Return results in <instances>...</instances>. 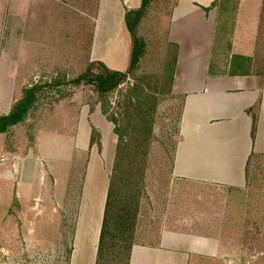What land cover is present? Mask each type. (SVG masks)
Returning <instances> with one entry per match:
<instances>
[{
    "label": "crops",
    "instance_id": "0c3cea01",
    "mask_svg": "<svg viewBox=\"0 0 264 264\" xmlns=\"http://www.w3.org/2000/svg\"><path fill=\"white\" fill-rule=\"evenodd\" d=\"M140 4L0 0V96L8 97L5 104L0 101V116L27 89L42 86L24 120L0 133V244L7 258L20 240L33 247L51 233L52 224L70 222L65 263L98 264L116 150L107 153L104 146L101 158L94 151L100 111L80 101L78 92L52 106L39 96L49 81L76 79L91 64L125 72L132 54L125 13ZM112 5L118 33L110 34L107 25L101 37L100 13H110ZM165 29L164 47L172 50L168 94L180 103L177 140L167 182L148 200L139 197L126 264H228L236 250L228 243L234 228L224 225L228 206L209 202L208 192L246 187L253 160L264 157V0H174ZM58 139L70 143L65 156L66 150L56 148ZM84 151L83 179L76 198L67 201L71 159ZM94 158L103 168L96 200ZM50 159L65 164L62 171L50 166ZM182 194L185 200L179 199ZM56 207L74 210L71 221L56 218L51 213ZM38 218L43 223L35 224Z\"/></svg>",
    "mask_w": 264,
    "mask_h": 264
},
{
    "label": "rangeland",
    "instance_id": "374dc122",
    "mask_svg": "<svg viewBox=\"0 0 264 264\" xmlns=\"http://www.w3.org/2000/svg\"><path fill=\"white\" fill-rule=\"evenodd\" d=\"M173 4L174 0L152 1L144 16L134 27L137 38L143 44V53L135 71L114 90L101 94L96 89L85 85L91 76L103 73L102 68L96 67L88 74L87 80L79 85L74 83L75 79L70 78L49 81L39 96L52 106L58 100L73 97L74 93L78 92L80 101L86 105L96 106L100 111L102 121L100 130L95 129L94 141L98 143L94 145V151L97 150L98 156L101 158V150L104 146L107 153L112 152L114 148L116 150L111 175V179L115 182L113 185L115 191L113 198L116 200L113 210L115 217L126 203L132 200L133 203L130 205L132 207L135 199H138L139 202V197L148 200L151 194L158 191V184L167 182L172 151L177 140L176 127L180 108L179 101L174 98L172 102L171 96L168 94L167 77L172 50L164 47L163 42L166 34L165 23ZM114 8L112 5L113 11L100 13L99 32L101 37L107 33V25H109L110 34L118 33L117 15ZM5 34L8 38V32ZM45 83L47 82L45 81ZM7 99L6 96H0V101L3 104ZM105 120L108 121L107 124ZM111 137H116L117 142H112ZM58 140L56 148L58 152L66 150L63 153L65 156L69 152L70 145L68 146V144L70 143L65 139ZM74 155L71 159L70 176L67 180V184L71 188L70 190L68 187L67 201L76 198L75 188L80 186L88 160V153L85 151ZM63 156H60L58 161L63 162ZM50 161V166H56L60 171L65 166V164L62 166V162L60 164L51 159ZM251 165L246 187L208 192V195L211 196L208 199L209 202L221 201L228 206L225 210L229 213V217L224 225L230 227L229 231L234 228L233 236L236 238L228 241L232 247L236 245L235 254L228 255V264H264V157L254 159ZM102 172L103 168L100 166V162L94 158L91 183L96 186L91 187L95 200L100 194ZM37 175H39L38 171ZM39 177L40 175L35 183L36 188L40 186ZM52 182H54L53 176L51 177ZM179 183V181L176 182L179 187H183L184 183L183 185ZM57 191L60 193V186ZM185 198L184 194L179 196V199L185 200ZM213 211L215 210L213 209ZM51 213L56 218L63 216L70 221L74 216V210L70 211L68 208L60 211L56 207ZM115 220L117 222V218ZM42 221V218H38L34 223H43ZM116 222L112 218L99 264H126L130 242L127 239L128 227L127 231H124L123 226L121 227ZM40 225L42 224L36 225L38 231L41 229ZM72 229L73 223L70 222H66L62 226L58 223L52 224L51 233L44 235L41 239H36L32 244L33 247H30L31 241L20 240L19 248L15 249L8 258L3 254L5 251L1 250L0 244V260H4L5 264H66ZM8 244L6 243V245ZM3 247L5 246L3 245ZM8 260L9 263H7Z\"/></svg>",
    "mask_w": 264,
    "mask_h": 264
},
{
    "label": "trees",
    "instance_id": "16d2710c",
    "mask_svg": "<svg viewBox=\"0 0 264 264\" xmlns=\"http://www.w3.org/2000/svg\"><path fill=\"white\" fill-rule=\"evenodd\" d=\"M152 1L154 0H141V4L139 8L129 10L125 13L126 27L132 39V54L130 58V64L127 70L125 72H116V71H110L101 63L91 64L85 69V71L78 78L75 79L74 83L79 85L81 82L87 80L89 73H91L96 67H100L103 69V73L97 76H91L90 80L86 82L85 85L96 89L101 94H104L114 90L118 85H120L125 81L128 75H130L133 71H135V69L138 67L140 57L142 56L143 53V44L137 38L134 32V27L144 16L145 11L148 9ZM41 87H42L41 85H38L30 89H27L24 92L22 99L16 102L15 104H13L6 115L0 116V133L5 132L9 127L16 125L24 120V118L27 116L29 110L32 108V105L36 100V93L41 89ZM92 133H93L92 140H94L95 130H93ZM113 185H115V182L113 179H110V188L108 191L103 226H102L100 242L98 247V264L99 261H101L102 251L104 250L103 246L105 244V237L107 236V233L110 230V224H112V218L115 222H116L115 219L117 218V222L121 227L123 226L124 231H127V227H128V231H127L129 232L128 234L129 237L127 235L128 241L131 240L134 222H135L138 199L134 200V206L132 207H130V205L133 203L132 200L128 203L125 202L126 205L123 207V209L117 212L115 217V212L113 210L115 209L114 204H116V200H114L115 198H113L115 192L113 190L114 189ZM119 212H121L122 215L119 214Z\"/></svg>",
    "mask_w": 264,
    "mask_h": 264
}]
</instances>
